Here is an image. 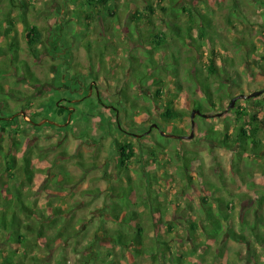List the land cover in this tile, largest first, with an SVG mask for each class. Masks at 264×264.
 <instances>
[{
  "label": "rangeland",
  "instance_id": "rangeland-1",
  "mask_svg": "<svg viewBox=\"0 0 264 264\" xmlns=\"http://www.w3.org/2000/svg\"><path fill=\"white\" fill-rule=\"evenodd\" d=\"M25 1L36 10L30 7L28 19L36 26L46 49L43 44L37 46L44 54L38 59L31 57L25 32L22 26L16 27L13 38L17 41L20 59L27 62L31 74L41 81L36 90L15 70L6 78L12 88L37 95L31 112L23 113L20 121L26 134L23 139L16 138L21 142L17 167L21 165L22 155L33 165L34 183L30 187L22 186V192L27 204L47 214L51 213L49 208H60L64 211L62 226L78 232L67 243L61 239L48 244L45 240L36 241L25 251L26 264H106L105 261L111 260L114 264H173L171 259L179 256L185 264H264V247L248 229L256 226L257 234L264 237V201L259 204L260 197H264V149L259 156H249L237 147L224 148L204 139L199 131L201 125H195L192 139H172L166 149L152 157L149 147L157 132H147L150 125L156 124L167 134L189 136L191 101L201 95L187 91L184 71L197 70L206 75V60L213 47L221 51L227 73L210 79L216 108L212 113H205L213 116L205 119V124L220 131L222 136L233 137L240 123L232 111L242 107L251 113V99L239 100L226 114L216 115L227 109L231 99L264 90V20L261 18L264 0H188L203 12H213L214 34L202 41L198 53L170 40L167 47L151 51L138 34L134 41L127 38L134 11L131 0L111 1V10L116 16L108 17L103 11L88 29L83 17L77 14L70 17L74 6L68 0ZM157 1L137 0L136 4L139 11H144L148 2ZM180 1L187 6L185 0ZM4 4L0 0V6ZM154 8L158 16L151 17V22L157 26L156 32H167L162 13L157 6ZM16 15L14 12L13 16ZM187 20L182 15L181 24ZM147 27L143 22L139 33L147 36L150 33ZM193 36L197 37L196 32ZM54 40L58 50L52 48ZM7 43L9 40L0 38L1 47L5 48ZM96 49L103 50L102 58L95 56ZM47 52H59L60 58L52 61ZM64 52L66 63L61 58ZM170 54L177 58L176 77L162 70L167 62L172 63ZM149 55L154 58L162 80L163 94L158 100L156 87L151 82L139 85L151 80L152 75L146 64L136 65V60L142 63ZM191 56L194 60L188 59ZM131 60L136 66L134 69ZM221 65L217 61L219 68ZM177 81L182 85L180 90ZM221 85H228V90ZM88 91L89 97H100L108 108L102 106L100 114L92 113L84 125L79 121L83 118L81 113L82 118L72 122L67 133L43 127L44 121L38 123V131L22 123L30 121L32 112H42V104L49 98L57 101L65 96L74 104L77 97L85 96ZM89 97L83 108L89 106ZM263 98L264 93L260 95ZM167 101H173L186 117L170 123L161 121L160 107ZM141 107H147L150 113L143 112ZM194 122L203 123L198 117ZM261 128L259 136L264 145ZM143 131L147 133L141 134ZM11 139L9 133H0L4 153L9 152ZM123 144H128L133 152V158L124 167L120 166L118 150V145ZM186 162L189 163L185 169ZM66 177L70 178V184L58 191L56 182ZM128 186L135 191L128 199L131 209L140 215L139 222L144 229L143 251L137 256L133 248L123 249L111 238L124 225L108 215L122 201L115 195L116 190ZM216 200L231 204L233 210L231 214L227 212V221H220L222 234L211 240L207 235L211 227L205 212L208 208L217 211ZM244 221L248 225L241 230ZM191 223L198 225L196 231L190 229ZM229 229L242 232L249 237L248 241H233ZM0 249V254L6 251L2 245Z\"/></svg>",
  "mask_w": 264,
  "mask_h": 264
},
{
  "label": "trees",
  "instance_id": "trees-1",
  "mask_svg": "<svg viewBox=\"0 0 264 264\" xmlns=\"http://www.w3.org/2000/svg\"><path fill=\"white\" fill-rule=\"evenodd\" d=\"M3 1L5 4L0 6V38L9 40V43H7L5 48L0 46V133H9L10 136H12V139L10 140L9 152L4 153V150L0 145V245L6 248V251H1L0 264H26L24 259L25 251L29 250L32 245H35L36 241L45 240L48 244L49 242L54 243L61 239L63 242L67 243L68 239L73 235H76L78 232H75L73 229L68 230L66 227L62 226L64 223V211L60 210V208H49L51 213L47 214V211L39 210L27 204L26 195L22 192V186L30 187L34 183L33 165L28 157L22 155L19 159L21 165L17 167V156L20 153L21 142H18L16 138L19 137L20 139H23V135L26 134L25 127L21 128L20 121L24 117L22 115L23 113L28 114L31 112L30 110L32 109L30 107L33 106L37 95H27L12 88V86L6 82V78L11 77V70H15L22 74L36 90H39V84L41 81L31 74L27 62L20 59L17 41L13 38L16 34V27L18 25L22 26L25 32L28 48L31 51V57L38 59V57L44 54V52H39L37 46L43 44V49H46V46L42 43V40H40V34L37 32L36 26L28 19L30 13L29 9L31 7L35 10L34 6L28 4L25 0ZM111 1L114 0H68V2L72 3L74 6L70 12V17L72 14L80 15L79 18L83 17L85 27L88 29L97 15H103V11H105L108 17L116 16L111 10L113 7L110 6L112 3ZM185 1L186 2L184 3H186L187 6L182 5L180 0H158L157 3L148 2L146 8L143 9L144 11H139L138 5L136 4L137 0H131V3H133L130 4V6L134 11L132 12L131 20L129 21V30L126 34L127 38L134 41V37L138 34L141 41L146 40L148 49L151 51L167 47L170 44L168 40H170L177 41L179 46L186 47L188 51L192 49L196 50L198 53L201 49L202 41L204 42L208 37H212L214 34L212 31L213 20L211 19L213 12H203L193 4L194 0L193 2H189L188 0ZM154 6H157L162 13L163 23L167 32H156L157 26L155 23L151 22V17L158 16V12L155 10ZM261 6L264 7V3ZM14 12H17L16 16H13ZM182 15L184 16V19H188L185 22L186 24H181ZM231 17L235 18L233 15ZM261 18L264 20V14H262ZM143 22L148 24L147 30H149L150 33H148L147 36H144L142 32L139 33L140 26L143 25ZM195 32L197 34L196 38L193 36ZM170 34L173 35L171 36ZM89 42L92 44H98L97 41ZM52 44L53 50H58L59 45L56 44L55 40ZM87 48L90 49V46ZM102 51L100 49H96V51L94 50L95 56L102 58ZM129 51L131 52L133 49L130 48ZM47 54L51 57L52 61L60 58L59 52H47ZM8 55L10 58H8L9 60H6ZM66 55L67 54L61 56L64 63H66ZM170 59L172 63L167 62L162 70L165 72H172L173 76L176 77L178 76V66L175 62L177 59L176 55L170 54ZM188 59L194 60L193 56ZM132 60L135 61L136 58H132ZM132 60L131 65L134 69L136 66L132 63ZM145 60L146 61L141 63L137 58L136 62H138L136 65L140 64V66H143L146 64L145 67L152 75V79L139 85L143 86L151 82L153 86L156 87L155 95L158 100L163 94L162 80L158 76L159 70L156 68V62L152 55H149ZM217 61L223 64V66L221 65L219 68L217 66ZM224 64L225 60L223 59L221 51L215 50L212 47L210 50V56L206 60V75H203L197 70L193 71L187 69L184 71V80L188 83L187 91L192 95H195L196 92H199L201 95L199 99H193L191 101L193 105L191 112L193 110H199L201 114L212 113L216 108V104L213 102L215 93L212 89L213 84L210 82V79L223 76L227 73ZM91 71H93V69H91ZM74 75L76 79L78 76L77 73L75 72ZM177 84L179 86L178 89L180 90L182 85L178 81ZM221 86L225 91L229 88L228 85ZM64 92L67 93L68 91ZM253 92L256 91H252L251 93ZM261 92L263 94L264 90H261ZM88 95L89 91L85 96L77 97V102L74 104H71L65 96L63 97L65 101H63V99L56 101L54 98H49L47 102H43L42 112L39 114L37 112H32L34 115H31L30 121L22 123L31 129L38 131L40 129L38 123L44 121L45 123L43 127L53 128L67 133L72 122L82 118L81 115H83V118H86L79 120L83 121L81 123L83 124L84 122L89 121L88 119L92 116V113L97 112L100 114L102 106L108 108L107 105L102 103L100 97H89ZM88 97L89 106L83 108L82 104ZM250 101H252L251 113L242 107H237L232 111V113L238 117V122L240 123L236 126L232 138L226 134L222 136L220 131L207 127L205 124V119L207 118L197 116L203 123L197 124L196 122L195 125L197 127L201 125L199 128L200 133L204 139L210 142L216 143L224 148L237 147L241 153H249V156H259L264 149V145L259 136L262 129L261 127L264 129V121L262 120V116L264 115V98L260 99V96H258L251 98ZM26 103L29 104L28 107L24 106ZM133 106L136 107L134 104ZM140 109L147 114L150 113V110L147 107H141ZM160 110L159 119L165 123L181 120L186 117L184 111L176 109L173 101H167L166 105L162 104ZM77 113H81V115H77ZM74 116L75 118H73ZM197 117H195V120ZM68 119H70V121ZM150 128L151 125L147 130ZM116 129L119 130L117 125ZM153 131H156L157 133L151 142L149 152L152 157H156L157 151L166 149L172 139L161 136L157 130L151 128V132ZM163 132L165 133V131ZM144 133H146V131H143L141 134ZM178 140L183 139L180 138ZM229 140H231V144ZM118 146L119 163L120 166L124 167L129 164L133 158V152L128 144ZM188 163H185V169L187 168ZM70 181L69 177L58 180L56 182L58 191L64 186L69 185ZM138 188H141V185L138 186ZM134 192L132 186L118 188L115 195L122 201L121 203L115 204L113 206L114 209L108 215L113 218L115 222L124 225L120 229L115 230V233L111 235V238H113L114 242L123 249L131 250L133 248L137 256L143 251L144 244L142 233L144 229L139 222L140 215L131 209L132 205L128 200ZM263 201L264 197H260L259 204ZM216 203V212H213L210 208L205 212L206 221L209 222L211 227V230L206 232L211 240L222 234L223 229L220 221H227V212L231 214L233 210L231 204L225 203L221 200H216ZM247 225V222H242L240 225L241 230L247 227ZM133 229L134 231H132ZM190 229L196 231L198 225L196 223H191ZM248 229H250L253 238L264 247V237L257 234L256 226H248ZM228 233L232 240L237 243H243L249 239V237L245 236L242 232L237 233L232 229H229ZM93 260L94 259H90V261ZM171 262L173 264H185L183 258L180 256L172 258ZM105 263L114 264L115 261H105Z\"/></svg>",
  "mask_w": 264,
  "mask_h": 264
},
{
  "label": "water",
  "instance_id": "water-1",
  "mask_svg": "<svg viewBox=\"0 0 264 264\" xmlns=\"http://www.w3.org/2000/svg\"><path fill=\"white\" fill-rule=\"evenodd\" d=\"M261 94H262L261 91H257V92H253L251 94H248L247 96H244V95L237 96V97L231 99L227 109L222 114H217L216 116H221V115L226 114L229 110L234 108L235 103L237 101H239V100L255 98V97L260 96ZM196 116H200L202 118H211V117H213L211 115L201 114L199 110H193L191 112V114H190L191 132H190L189 136H177V135H173V134L164 133L163 131L159 130V128H158V126L156 124H152L151 128L156 129L159 132V134L161 136L165 137V138H170V139H180L181 138V139H185V140H190V139L193 138L192 130L194 129V126H195L194 119H195Z\"/></svg>",
  "mask_w": 264,
  "mask_h": 264
},
{
  "label": "flooded vegetation",
  "instance_id": "flooded-vegetation-1",
  "mask_svg": "<svg viewBox=\"0 0 264 264\" xmlns=\"http://www.w3.org/2000/svg\"><path fill=\"white\" fill-rule=\"evenodd\" d=\"M154 130H156V129H154ZM148 132H151V129H149Z\"/></svg>",
  "mask_w": 264,
  "mask_h": 264
}]
</instances>
